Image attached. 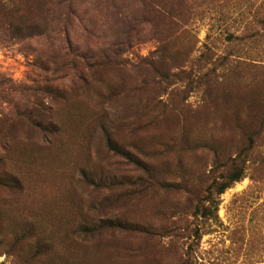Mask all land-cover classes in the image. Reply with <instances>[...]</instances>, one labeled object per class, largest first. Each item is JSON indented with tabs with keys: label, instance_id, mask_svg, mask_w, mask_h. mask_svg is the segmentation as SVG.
<instances>
[{
	"label": "rangeland",
	"instance_id": "374dc122",
	"mask_svg": "<svg viewBox=\"0 0 264 264\" xmlns=\"http://www.w3.org/2000/svg\"><path fill=\"white\" fill-rule=\"evenodd\" d=\"M28 5L59 31L0 41V80L20 96L37 63L62 67L70 48L91 65L83 81L62 72L73 84L56 121L86 128L45 141L1 127L0 171L20 182L0 185V264H264V0H191L182 21L138 0ZM234 166L244 177L218 196ZM210 188L218 210L203 218Z\"/></svg>",
	"mask_w": 264,
	"mask_h": 264
},
{
	"label": "trees",
	"instance_id": "16d2710c",
	"mask_svg": "<svg viewBox=\"0 0 264 264\" xmlns=\"http://www.w3.org/2000/svg\"><path fill=\"white\" fill-rule=\"evenodd\" d=\"M29 0H0V41L2 43H18L25 42L28 40L38 39L41 40L48 35L52 36L58 33L59 29H53L49 24H44L41 22L40 13L38 11L31 10L28 5ZM142 3L146 10L151 14L154 13L157 16H167L169 14L171 18L183 20V17L179 14V6L184 3H189L191 0H138ZM176 11L178 15L176 14ZM177 15V16H176ZM158 17V18H159ZM175 25H178L173 21ZM53 24V23H52ZM54 25V24H53ZM52 25V26H53ZM51 32V34L49 33ZM54 32H57L54 34ZM59 43L69 44L68 39H64ZM66 57H72L67 63L62 67L55 62L54 59H48L46 62L37 63L39 71L42 73L39 79H34L29 85H25L20 92V96L14 97V92L16 89L8 87L3 80H0V111L4 110L3 106L7 103L8 107H11L9 113L0 112V148L3 151L8 150L9 141L12 139L11 129L10 131H4L1 127L7 126L10 122L15 121V124H21L23 122L26 125L38 128L44 135L45 141L49 138H54L58 136V139L67 134L74 135L75 128L78 132L81 129L86 128V126L79 121L75 124L74 129L69 126L70 121H62L61 125L57 119V111L55 112V106L60 101L66 100V80L70 79V74L67 76L62 72H72L77 70L78 78L82 81L84 80V69H90L91 64L86 57H78L76 60L71 49ZM96 63V62H94ZM93 67V64H92ZM160 75L168 79L170 76L169 69L158 68ZM75 75V74H74ZM73 84V83H69ZM86 84V83H84ZM142 88V87H141ZM5 106V107H7ZM11 128V127H10ZM71 128V132L69 130ZM108 145L111 150L116 152L130 161V163L135 164L143 170H146L143 159L132 155L130 152L127 153L117 147L111 138H108ZM65 147L69 149V143L65 144ZM30 164V163H29ZM0 185L14 187L20 182L19 178L14 174H6V172L0 171ZM244 177V170L241 167L234 166L233 171H231L227 178L223 182H214L213 186L217 188L216 194L221 196L226 192L227 189L232 187L233 184L239 182ZM211 188L208 190V196L204 201L211 203V206L205 205L200 201L199 204L195 206V212L203 218H207L215 214L218 210L216 201L214 200L211 192ZM192 203V202H191ZM117 228L123 227L121 223H116L114 225ZM131 225L126 226L124 229L132 230ZM198 233V231H196Z\"/></svg>",
	"mask_w": 264,
	"mask_h": 264
}]
</instances>
